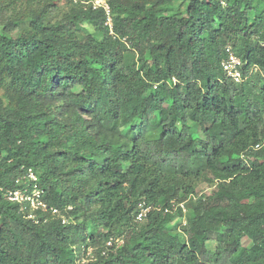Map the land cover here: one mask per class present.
I'll use <instances>...</instances> for the list:
<instances>
[{"label": "trees", "instance_id": "1", "mask_svg": "<svg viewBox=\"0 0 264 264\" xmlns=\"http://www.w3.org/2000/svg\"><path fill=\"white\" fill-rule=\"evenodd\" d=\"M106 2L0 0V264H264V0Z\"/></svg>", "mask_w": 264, "mask_h": 264}, {"label": "built area", "instance_id": "2", "mask_svg": "<svg viewBox=\"0 0 264 264\" xmlns=\"http://www.w3.org/2000/svg\"><path fill=\"white\" fill-rule=\"evenodd\" d=\"M90 3L92 4L93 7L102 6L107 13L109 11V7L106 0H90ZM107 24L109 26L111 25L109 17L107 18ZM246 64L247 61L243 60L240 56L236 55L233 52L231 46L228 45L225 47V57L221 62V66L227 77L231 78L237 83H240L244 81L248 75L258 70V68L253 65L250 67V69H247L246 73H244V71L246 70L245 67ZM25 178L28 179V183L22 188L7 190L4 193L5 198L10 201L20 203L22 207H24V203L31 202V204L32 205L34 204L36 207L40 206L43 209L46 208V204L43 203L39 198L40 190L37 186V176L30 168L27 169L25 174L19 177L17 181H20ZM29 186H32L31 190L29 189ZM178 205L183 209V211L185 210L183 203H179ZM137 208H138V212L136 214V219L138 221H142L146 217V215L152 210H158V211L161 210L160 205L156 206L152 204H147L145 201H139L137 204ZM164 210L168 211V208L166 207ZM56 212H57L56 209H52L53 214H56ZM62 222H67V219L63 217ZM116 241L119 244L123 242L121 239L120 240L116 239ZM113 242L114 240L110 238L107 241V246H111Z\"/></svg>", "mask_w": 264, "mask_h": 264}, {"label": "rangeland", "instance_id": "3", "mask_svg": "<svg viewBox=\"0 0 264 264\" xmlns=\"http://www.w3.org/2000/svg\"><path fill=\"white\" fill-rule=\"evenodd\" d=\"M211 189H212V186H210V184L208 182H205V181L200 182L199 185L197 186V190H198L199 193H210ZM28 204H29L31 210H33L36 207L34 204L32 205L31 202L28 203ZM85 251H87V252H83L82 254L80 253L83 256V258L89 257L88 256L89 255L88 253H89L90 249L87 248V250H85Z\"/></svg>", "mask_w": 264, "mask_h": 264}, {"label": "clouds", "instance_id": "4", "mask_svg": "<svg viewBox=\"0 0 264 264\" xmlns=\"http://www.w3.org/2000/svg\"><path fill=\"white\" fill-rule=\"evenodd\" d=\"M222 67V66H221ZM223 70V69H222ZM225 73V72H224ZM226 75V74H225ZM231 79V78H230ZM234 81V80H233ZM235 82V81H234ZM237 83V82H236ZM151 212V211H150ZM184 218V217H183Z\"/></svg>", "mask_w": 264, "mask_h": 264}]
</instances>
